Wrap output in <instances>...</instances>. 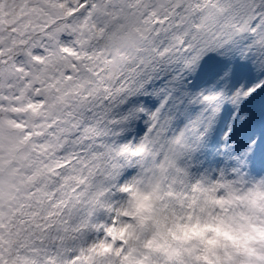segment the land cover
Listing matches in <instances>:
<instances>
[{
    "label": "snow or ice",
    "instance_id": "snow-or-ice-1",
    "mask_svg": "<svg viewBox=\"0 0 264 264\" xmlns=\"http://www.w3.org/2000/svg\"><path fill=\"white\" fill-rule=\"evenodd\" d=\"M225 107L264 122V0H0V264H200L174 223L264 214L257 136L181 163Z\"/></svg>",
    "mask_w": 264,
    "mask_h": 264
},
{
    "label": "clouds",
    "instance_id": "clouds-1",
    "mask_svg": "<svg viewBox=\"0 0 264 264\" xmlns=\"http://www.w3.org/2000/svg\"><path fill=\"white\" fill-rule=\"evenodd\" d=\"M252 181L254 189L264 184V174ZM255 201L257 207L264 206V195L256 194ZM178 231L191 243L200 264H264V214L259 211L235 218L184 220Z\"/></svg>",
    "mask_w": 264,
    "mask_h": 264
},
{
    "label": "rangeland",
    "instance_id": "rangeland-1",
    "mask_svg": "<svg viewBox=\"0 0 264 264\" xmlns=\"http://www.w3.org/2000/svg\"><path fill=\"white\" fill-rule=\"evenodd\" d=\"M230 108L225 107L216 122L212 125L209 131L205 134L202 141L196 145V147L185 157L181 159V163H187L190 170L193 173H201L204 171H212L218 169L225 164V157L228 155H234L244 144L247 139L253 135L257 136L261 142H264V122L259 118L253 120H245L240 124L233 122L232 131L229 137H224V130L228 126L230 120ZM182 124L183 121H180ZM264 144V143H262ZM229 148L233 151L229 152ZM215 175V172H212ZM216 210L223 212V209L216 205ZM229 212H232L229 206ZM226 215V214H225ZM204 217V213L201 212V218ZM196 219L195 215H189L180 220L178 223H174L172 227L166 232L165 238L168 242L170 236H173L174 241L188 248H192L190 242L184 240L181 233L178 231L181 228L184 220L191 221ZM173 244V247H179Z\"/></svg>",
    "mask_w": 264,
    "mask_h": 264
},
{
    "label": "bare ground",
    "instance_id": "bare-ground-1",
    "mask_svg": "<svg viewBox=\"0 0 264 264\" xmlns=\"http://www.w3.org/2000/svg\"><path fill=\"white\" fill-rule=\"evenodd\" d=\"M262 148H264V146L262 144H258L257 145V153H259ZM251 174H252V179H254L256 176L264 174V170H262L256 166H253L251 169Z\"/></svg>",
    "mask_w": 264,
    "mask_h": 264
},
{
    "label": "trees",
    "instance_id": "trees-1",
    "mask_svg": "<svg viewBox=\"0 0 264 264\" xmlns=\"http://www.w3.org/2000/svg\"><path fill=\"white\" fill-rule=\"evenodd\" d=\"M169 238H170V240H169L167 243H168L170 246L173 247V244H175L176 246H179V245H180L179 243H177V242L174 241L173 236H170Z\"/></svg>",
    "mask_w": 264,
    "mask_h": 264
}]
</instances>
